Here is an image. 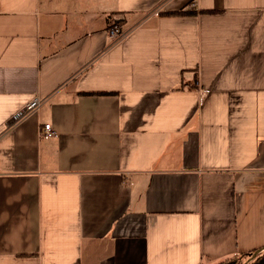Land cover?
<instances>
[{
  "label": "crops",
  "instance_id": "1",
  "mask_svg": "<svg viewBox=\"0 0 264 264\" xmlns=\"http://www.w3.org/2000/svg\"><path fill=\"white\" fill-rule=\"evenodd\" d=\"M261 250L264 0H0V264Z\"/></svg>",
  "mask_w": 264,
  "mask_h": 264
},
{
  "label": "built area",
  "instance_id": "2",
  "mask_svg": "<svg viewBox=\"0 0 264 264\" xmlns=\"http://www.w3.org/2000/svg\"><path fill=\"white\" fill-rule=\"evenodd\" d=\"M108 34L111 38H121L124 35V32L121 28V23L119 20H112L109 28H108ZM41 105V98L38 96H33L28 102L25 103V105L17 110L16 112H13L9 121L7 122L6 126L11 127L18 123L20 120H22L24 117H26L28 114L36 111ZM40 133L43 136H53L56 134V132L51 128L49 123H45L43 125V128L40 129Z\"/></svg>",
  "mask_w": 264,
  "mask_h": 264
},
{
  "label": "trees",
  "instance_id": "3",
  "mask_svg": "<svg viewBox=\"0 0 264 264\" xmlns=\"http://www.w3.org/2000/svg\"><path fill=\"white\" fill-rule=\"evenodd\" d=\"M251 253L252 252H249V253H246V254H251ZM241 255H244V254L227 257V258H224V259L216 261L214 264H240V263H238L237 259ZM246 264H264V251L256 254Z\"/></svg>",
  "mask_w": 264,
  "mask_h": 264
},
{
  "label": "rangeland",
  "instance_id": "4",
  "mask_svg": "<svg viewBox=\"0 0 264 264\" xmlns=\"http://www.w3.org/2000/svg\"><path fill=\"white\" fill-rule=\"evenodd\" d=\"M264 250L261 251H257V252H253L251 254H244L239 256V258L237 259L238 263L240 264H246L250 259H252L256 254L262 252ZM216 261H210V260H203V262L201 264H214Z\"/></svg>",
  "mask_w": 264,
  "mask_h": 264
},
{
  "label": "bare ground",
  "instance_id": "5",
  "mask_svg": "<svg viewBox=\"0 0 264 264\" xmlns=\"http://www.w3.org/2000/svg\"><path fill=\"white\" fill-rule=\"evenodd\" d=\"M122 25V24H121ZM116 42V41H115Z\"/></svg>",
  "mask_w": 264,
  "mask_h": 264
}]
</instances>
